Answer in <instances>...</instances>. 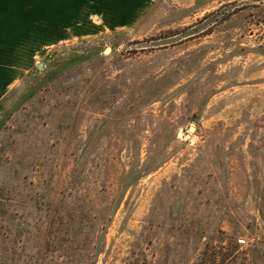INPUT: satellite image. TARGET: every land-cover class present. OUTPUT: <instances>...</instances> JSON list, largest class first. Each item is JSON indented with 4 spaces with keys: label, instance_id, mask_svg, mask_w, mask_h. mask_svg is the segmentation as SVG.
Listing matches in <instances>:
<instances>
[{
    "label": "rangeland",
    "instance_id": "rangeland-1",
    "mask_svg": "<svg viewBox=\"0 0 264 264\" xmlns=\"http://www.w3.org/2000/svg\"><path fill=\"white\" fill-rule=\"evenodd\" d=\"M101 26L18 48L0 264H264V0Z\"/></svg>",
    "mask_w": 264,
    "mask_h": 264
},
{
    "label": "crops",
    "instance_id": "crops-1",
    "mask_svg": "<svg viewBox=\"0 0 264 264\" xmlns=\"http://www.w3.org/2000/svg\"><path fill=\"white\" fill-rule=\"evenodd\" d=\"M156 1L0 0V101L5 96L3 89L17 82L18 48L33 55L35 46L83 39L101 32V25L111 29L134 26ZM1 42L9 48L5 56Z\"/></svg>",
    "mask_w": 264,
    "mask_h": 264
},
{
    "label": "water",
    "instance_id": "water-1",
    "mask_svg": "<svg viewBox=\"0 0 264 264\" xmlns=\"http://www.w3.org/2000/svg\"><path fill=\"white\" fill-rule=\"evenodd\" d=\"M110 51V48H107L106 49V52H109ZM42 66V64H40V67ZM193 130H195V128L194 127H191V131H193Z\"/></svg>",
    "mask_w": 264,
    "mask_h": 264
},
{
    "label": "built area",
    "instance_id": "built-area-1",
    "mask_svg": "<svg viewBox=\"0 0 264 264\" xmlns=\"http://www.w3.org/2000/svg\"><path fill=\"white\" fill-rule=\"evenodd\" d=\"M242 243H246V240H241Z\"/></svg>",
    "mask_w": 264,
    "mask_h": 264
}]
</instances>
